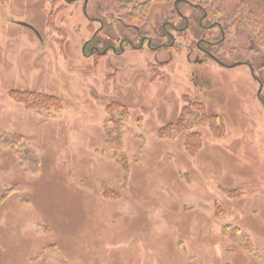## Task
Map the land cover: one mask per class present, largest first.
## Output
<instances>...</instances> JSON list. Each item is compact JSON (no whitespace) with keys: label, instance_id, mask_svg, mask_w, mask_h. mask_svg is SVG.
<instances>
[{"label":"rangeland","instance_id":"374dc122","mask_svg":"<svg viewBox=\"0 0 264 264\" xmlns=\"http://www.w3.org/2000/svg\"><path fill=\"white\" fill-rule=\"evenodd\" d=\"M83 7L0 0V264H264V0H212L204 34L182 3L157 51L128 11Z\"/></svg>","mask_w":264,"mask_h":264},{"label":"trees","instance_id":"16d2710c","mask_svg":"<svg viewBox=\"0 0 264 264\" xmlns=\"http://www.w3.org/2000/svg\"><path fill=\"white\" fill-rule=\"evenodd\" d=\"M103 1H108L110 2L116 9H118V11H128L125 12V18L130 17L131 19H133L134 21H141L143 23V25L141 27H139V25L133 23L132 25L137 26L139 28H141V31L143 34H146L147 37H149L150 39H152V41H156L159 40V38L157 37V31H154L155 27H152L150 25V21H149V17H150V13L152 8L156 5V4H160L163 6L164 9L167 10V12H170V14L168 15L169 17H178V13L180 12V5L182 3H188L190 5H192L194 8H199L201 9L203 12V14L207 15V18L210 17V7L212 5V0H103ZM242 13L244 18H245V22H252L253 20V14L250 10H244ZM50 14H52V11H50L48 13V15L50 16ZM88 16V14H87ZM89 17V16H88ZM92 17H90L91 19ZM123 20V19H122ZM121 20V21H122ZM170 20V19H169ZM173 22V20H171ZM127 24V23H126ZM33 26H35V28L38 30L39 28H37V26L35 24H32ZM161 33L163 34V36H167V28H168V23L166 22V25H161L159 27ZM157 30V29H156ZM151 44H154L153 42ZM250 65V64H249ZM12 135L14 136H18L16 135V133H13ZM194 135V134H193ZM192 134L190 135L188 133L187 137H190L191 140H194L192 137ZM3 143H11L14 144L15 141H9V139L6 137H3L1 140ZM194 143V141H190V144L192 145ZM196 144V142H195Z\"/></svg>","mask_w":264,"mask_h":264},{"label":"flooded vegetation","instance_id":"af4514ba","mask_svg":"<svg viewBox=\"0 0 264 264\" xmlns=\"http://www.w3.org/2000/svg\"><path fill=\"white\" fill-rule=\"evenodd\" d=\"M84 1V4L86 5L87 7V4L85 3V0ZM178 20H174V23H171L172 21L169 20V21H166L168 23L169 26H174L175 30L178 31V32H182L186 29L189 28L190 26V20L188 19V17H186L185 15H183L181 12L178 13ZM96 21H98L100 23V28H99V31L98 32H101L103 31V28H104V21L102 18H99V17H96L95 18ZM176 19V18H175ZM121 20V19H120ZM206 20H208L207 18V15L206 14H202L199 18V22H197L199 24L198 28L199 29H203L202 31V34H204L205 30H208V29H213L217 24H214V23H206ZM183 21V24L182 22ZM122 22V21H121ZM205 22V23H204ZM124 25L128 26V27H131V28H134L137 32H138V37L140 38V42H139V47L143 46L144 43L146 42L147 46L149 48H152L153 50L157 51L159 50L161 47H164L165 45H169V46H174L176 45V40H175V37L172 35L171 32H169L168 30L166 31L167 32V35L168 37L171 38V41L169 42V44H166L165 42L163 41H160V42H156V41H152V39H150L149 37H147L146 34H143L142 31H141V28L137 27V26H134L132 24H126L125 22H122ZM164 26H165V23H164ZM177 26V27H176ZM96 35V34H95ZM94 35V36H95ZM94 36L92 39H90L89 41H87L86 43V46L87 44H90L92 42V40L94 39ZM163 36V35H162ZM164 37V36H163ZM100 39L98 40H95V43H101L103 44L101 41H99ZM223 41V40H222ZM220 41V42H222ZM154 43V44H151V43ZM219 42V41H218ZM217 41H214L213 39H206L204 36L203 37H200L199 38V41L197 42L196 46L198 48V51H200L201 53H205L206 55H208L209 57H211L212 59L213 56H215L212 52V50H210L211 46H214V45H217L218 44ZM124 43H128L129 45L131 46H134V40L127 37V36H124V37H121V39L119 40L118 42V45H115L113 43H109L107 46H105L106 48H104V50L101 52L103 54H105V52L107 50H112L113 52H115V54H119V53H122L124 51V47H123V44ZM97 44H90L89 46V49H90V52L92 51H96L98 52L99 51V47ZM207 46H209V48H207ZM216 57V56H215ZM217 58V57H216ZM215 60V59H214ZM217 61V60H215ZM219 63V62H218ZM250 67V66H249ZM259 84H260V87H259V94L260 92L262 91L263 89V83L261 80L257 79ZM258 97L260 98V96L258 95Z\"/></svg>","mask_w":264,"mask_h":264},{"label":"water","instance_id":"95a60500","mask_svg":"<svg viewBox=\"0 0 264 264\" xmlns=\"http://www.w3.org/2000/svg\"><path fill=\"white\" fill-rule=\"evenodd\" d=\"M69 2L73 1V0H67ZM87 1V0H85ZM19 24L23 25V26H26L28 28H30L31 30H33L38 36H40V33L39 31L35 28V26H33L32 24L28 23V22H25V21H18ZM213 58L215 60H217V62H219L221 65H224L225 67H235L237 65H240V64H244L245 62L243 61H239V62H234V63H231V64H228V63H224L222 62L221 60H219L218 58H216L215 56H213ZM251 67V66H250ZM251 70H252V67H251Z\"/></svg>","mask_w":264,"mask_h":264},{"label":"bare ground","instance_id":"6f19581e","mask_svg":"<svg viewBox=\"0 0 264 264\" xmlns=\"http://www.w3.org/2000/svg\"><path fill=\"white\" fill-rule=\"evenodd\" d=\"M88 1V0H87ZM87 1H85V3L87 4ZM83 12L84 14L87 16V11H86V5L84 4V7H83ZM88 17V16H87ZM95 19V18H94Z\"/></svg>","mask_w":264,"mask_h":264}]
</instances>
